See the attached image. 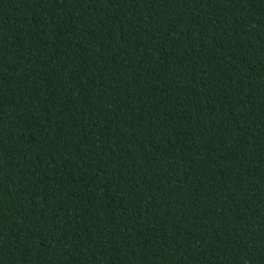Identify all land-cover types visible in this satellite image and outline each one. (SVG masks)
I'll return each instance as SVG.
<instances>
[{
	"label": "trees",
	"instance_id": "1",
	"mask_svg": "<svg viewBox=\"0 0 264 264\" xmlns=\"http://www.w3.org/2000/svg\"><path fill=\"white\" fill-rule=\"evenodd\" d=\"M0 264H264V0H0Z\"/></svg>",
	"mask_w": 264,
	"mask_h": 264
}]
</instances>
